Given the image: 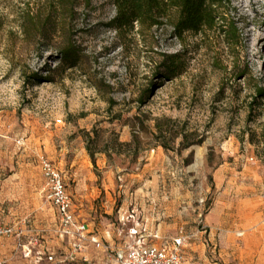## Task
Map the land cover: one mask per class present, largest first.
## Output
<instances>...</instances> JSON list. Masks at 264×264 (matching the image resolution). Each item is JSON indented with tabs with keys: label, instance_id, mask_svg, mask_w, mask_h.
I'll return each instance as SVG.
<instances>
[{
	"label": "rangeland",
	"instance_id": "obj_1",
	"mask_svg": "<svg viewBox=\"0 0 264 264\" xmlns=\"http://www.w3.org/2000/svg\"><path fill=\"white\" fill-rule=\"evenodd\" d=\"M74 2L0 0V223L14 230L0 264L83 262L59 233L40 156L102 239L117 240L116 210L134 204L163 236H189L184 264H264V0H230L235 47L217 30L179 41L168 24L117 37L111 0ZM68 36L82 56L57 67ZM162 52L184 58L170 79L155 73ZM31 72L52 80L27 83Z\"/></svg>",
	"mask_w": 264,
	"mask_h": 264
},
{
	"label": "trees",
	"instance_id": "obj_2",
	"mask_svg": "<svg viewBox=\"0 0 264 264\" xmlns=\"http://www.w3.org/2000/svg\"><path fill=\"white\" fill-rule=\"evenodd\" d=\"M75 0H58L59 6L65 12H72ZM89 0H84L88 3ZM114 15L106 22L117 37H122L136 27L137 32L150 30L168 24L170 35L182 41L187 34H204L206 32H221L228 46L235 47L240 43V32L234 18L227 17V10L231 8L230 0H111ZM81 49L68 36L58 49L57 67H74L81 58ZM183 55L178 53H160V59L155 64V73L159 79H170L180 73L183 67ZM55 69L49 70L50 73ZM27 83L35 84L51 81L52 75H41L31 72L24 76ZM150 89V88H149ZM147 89V91H149ZM257 97H264V88H256ZM147 96L138 98L143 104ZM159 133L162 128L155 123ZM189 143L183 144L187 146ZM163 147L165 145L163 144ZM92 162L93 156L90 154ZM80 264H86L81 262Z\"/></svg>",
	"mask_w": 264,
	"mask_h": 264
},
{
	"label": "built area",
	"instance_id": "obj_3",
	"mask_svg": "<svg viewBox=\"0 0 264 264\" xmlns=\"http://www.w3.org/2000/svg\"><path fill=\"white\" fill-rule=\"evenodd\" d=\"M39 164L45 178L47 198L55 208L59 233L65 235L74 257L88 263L87 251L91 249L92 259L104 264H184L183 248L189 236L181 230L172 236L160 235L148 228V220L139 208L116 210V241L100 238L79 221L71 209V196L66 190L63 175L45 157L40 156ZM11 226L0 223V235L12 234ZM71 252V253H72Z\"/></svg>",
	"mask_w": 264,
	"mask_h": 264
},
{
	"label": "crops",
	"instance_id": "obj_4",
	"mask_svg": "<svg viewBox=\"0 0 264 264\" xmlns=\"http://www.w3.org/2000/svg\"><path fill=\"white\" fill-rule=\"evenodd\" d=\"M137 208H139L138 206H136ZM140 210V213L145 217L147 218L148 220V228L152 229V230H156L160 235H162L161 231H160V224L159 223H155V220L153 217H150L151 215H148L144 212V209H139ZM150 214H153L150 213ZM156 219V218H155Z\"/></svg>",
	"mask_w": 264,
	"mask_h": 264
},
{
	"label": "bare ground",
	"instance_id": "obj_5",
	"mask_svg": "<svg viewBox=\"0 0 264 264\" xmlns=\"http://www.w3.org/2000/svg\"><path fill=\"white\" fill-rule=\"evenodd\" d=\"M209 213V212H208Z\"/></svg>",
	"mask_w": 264,
	"mask_h": 264
}]
</instances>
